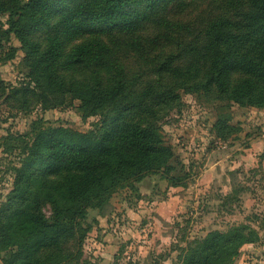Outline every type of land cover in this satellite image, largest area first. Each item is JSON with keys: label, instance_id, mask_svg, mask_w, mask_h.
<instances>
[{"label": "trees", "instance_id": "trees-1", "mask_svg": "<svg viewBox=\"0 0 264 264\" xmlns=\"http://www.w3.org/2000/svg\"><path fill=\"white\" fill-rule=\"evenodd\" d=\"M175 1L0 0V11L9 13L6 31L20 42L28 69L27 81L19 85L7 87L0 80V93L8 89L7 98L19 99L23 111L71 96L79 100L83 117L107 118L99 133L37 118L29 134L4 137L10 153V142L21 139L16 144L19 165L11 168L12 188L0 208V252L9 251L4 264H78L88 231L82 224L87 208H102L118 187L150 173H169L166 164L173 152L157 121L179 99L178 89L264 107V0H220L226 14H212L201 26L203 34L188 42L193 28L164 17L152 21L161 33L150 39L136 33L149 11ZM96 25L125 30L117 38L121 50L143 56L151 43L166 47L167 54L149 58L153 76L145 82L141 73L126 78L122 61L104 41L88 36L67 48L69 36ZM180 39L184 45L197 44L182 56L180 49L173 50ZM73 68L79 76H65ZM223 125L228 132L234 128ZM215 126L220 129L219 122ZM46 204L50 215L43 211ZM246 229L239 224L210 231L186 248L181 264H232L240 247L254 239Z\"/></svg>", "mask_w": 264, "mask_h": 264}, {"label": "rangeland", "instance_id": "rangeland-1", "mask_svg": "<svg viewBox=\"0 0 264 264\" xmlns=\"http://www.w3.org/2000/svg\"><path fill=\"white\" fill-rule=\"evenodd\" d=\"M219 1L177 0L167 7L154 8L138 22L136 33L148 39L161 33L163 29L152 25V21L164 17L171 24H189L193 28V33L185 37L188 42L194 34H203L201 26L212 14H226ZM8 14L0 11V80L7 87L28 79L21 44L6 31L10 24ZM56 19L54 16L51 21ZM124 31L96 25L69 36L67 48L88 36L98 38L113 48V56L124 65L126 78H137L141 73V81L145 82L153 76L149 58L167 54V49L147 43L149 54L143 56L121 50L116 44ZM196 44L197 41L188 45L181 42L173 50L180 49L183 56L185 49ZM74 69L66 71L65 76L78 77L80 71ZM177 91L179 99L166 107L157 121L165 144L173 152L166 164L169 173H150L140 181L118 187L102 208L88 207L82 219L88 231L78 264H181L183 252L196 240L212 230L224 231L239 224L245 225L254 238L245 244L259 243L262 238L264 107L239 105L204 90ZM5 92L0 93V208L12 188L11 168L19 165L16 144L21 140L10 142L14 146L10 153L4 149L9 141L5 136L29 134L30 123L37 118L47 124L98 133L107 121L100 115L83 117L79 100L71 96L61 103H53L57 99L47 105L36 103L28 107L29 111H23L18 107L19 99L10 100L8 89ZM223 124L234 128L228 132ZM181 180L184 185H172ZM43 211L50 215L49 205ZM73 243L74 240L68 243L71 249ZM245 244L232 264H264V251L242 249ZM8 253L0 252V264H4Z\"/></svg>", "mask_w": 264, "mask_h": 264}, {"label": "crops", "instance_id": "crops-1", "mask_svg": "<svg viewBox=\"0 0 264 264\" xmlns=\"http://www.w3.org/2000/svg\"><path fill=\"white\" fill-rule=\"evenodd\" d=\"M260 235H261V239H260V241H259V243H260V245H259V243L257 242V243H248V244H245L243 247H242V249L243 248H247V249H255L254 251H256V253H258L259 252V250H256V249H261V251H264V232L261 230L260 231Z\"/></svg>", "mask_w": 264, "mask_h": 264}]
</instances>
